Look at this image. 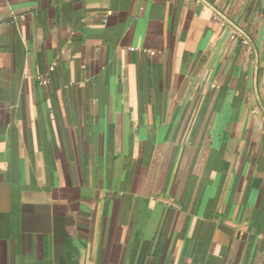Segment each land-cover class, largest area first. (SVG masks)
Segmentation results:
<instances>
[{"label": "crops", "instance_id": "0c3cea01", "mask_svg": "<svg viewBox=\"0 0 264 264\" xmlns=\"http://www.w3.org/2000/svg\"><path fill=\"white\" fill-rule=\"evenodd\" d=\"M0 264H264V0H0Z\"/></svg>", "mask_w": 264, "mask_h": 264}]
</instances>
